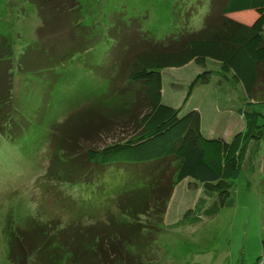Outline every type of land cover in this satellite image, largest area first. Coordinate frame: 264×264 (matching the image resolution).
I'll return each mask as SVG.
<instances>
[{
	"label": "rangeland",
	"instance_id": "374dc122",
	"mask_svg": "<svg viewBox=\"0 0 264 264\" xmlns=\"http://www.w3.org/2000/svg\"><path fill=\"white\" fill-rule=\"evenodd\" d=\"M75 1L62 10L47 7L43 17L30 0H0V87L8 89L13 110L0 127V264H16L10 237L23 235L30 219L49 223L63 249L70 243L64 238L80 235L85 242L72 251L79 264L90 263L95 255L87 249L95 242L106 252L95 264H264V139L250 143L225 201L191 179L175 184L169 162L163 172L170 185L150 198L154 209L140 219L143 227L139 220L137 227L124 226V210L107 199L136 181L141 186L137 175L122 180L115 165L85 183L74 185L71 177L78 171L74 161L88 170L86 151L128 138L147 111L145 95L124 81L134 57L153 41L200 31L223 0ZM208 70L211 79L185 103L192 82ZM162 76V102L183 107L184 115L199 110L206 137L232 140L247 130L245 113L264 114V86L249 97L218 61H191Z\"/></svg>",
	"mask_w": 264,
	"mask_h": 264
},
{
	"label": "trees",
	"instance_id": "16d2710c",
	"mask_svg": "<svg viewBox=\"0 0 264 264\" xmlns=\"http://www.w3.org/2000/svg\"><path fill=\"white\" fill-rule=\"evenodd\" d=\"M30 1L39 8L43 17L47 7L55 6L62 10L68 2L72 3V0ZM55 2L58 6L54 5ZM73 2L75 7L78 3L75 0ZM41 27L46 28L43 24ZM151 44L149 51L134 57L124 79L127 89L145 95L148 101L147 111L142 114L128 138L100 150H87L84 166L90 165L88 170L74 161L78 171L71 176L74 185L85 183L88 182L86 176H102L106 172L110 174L115 165L121 168L118 172L122 180H126V176L137 175L136 179L143 182L141 186L136 187V181L132 189L118 193L117 196L116 192L113 195L110 193L107 197L124 210L122 216L129 221L124 223L126 227H137V224L143 227L144 222L140 219L153 212L150 198L157 191L161 195L170 185L169 180L165 179L167 172H163L169 162L175 163L177 170L175 184L191 179L205 185L207 189L217 191L225 201L233 183L242 173L250 143L264 139V114L260 112L245 113L247 130L239 132L232 140H227L224 137L205 136L199 110L194 109L184 115L183 107L176 108L162 102V72L165 69L183 67L191 61L205 64L210 59L218 61L225 72L231 73L234 79L240 81L249 97L252 98L259 92L264 86V0H223L219 10L212 7L205 27L200 31L184 32L179 39L161 43L153 41ZM212 75L213 71L208 70L195 78L185 103L191 98L193 90L209 81ZM6 89L0 87V100L5 102H0V112L7 108L0 115V127L13 113L9 104L10 97L5 95ZM99 175L98 183H103ZM160 176L162 179H158ZM114 195L116 198H112ZM157 203H161V199ZM135 220L139 222L135 224ZM119 221L122 223L124 220ZM145 225L146 229H150L151 224ZM51 228L49 223L30 219L23 235L19 232L11 234L10 243L14 250L11 249V257L15 260L14 263L79 264L72 251L84 239L80 235L64 238L66 243H70H67L68 249H63L64 243L57 238L60 234H51ZM82 228L84 227L80 226L77 229L88 237L89 234ZM28 229L38 233L37 240ZM145 234L146 231L142 232V235ZM48 244L56 249L55 253L51 252ZM26 245H34L36 249L29 251ZM125 246V251L129 254L131 248L128 244ZM87 250L90 256L95 255L89 264H95L96 257L101 256L104 248L100 244L97 246L95 242L90 243Z\"/></svg>",
	"mask_w": 264,
	"mask_h": 264
},
{
	"label": "crops",
	"instance_id": "0c3cea01",
	"mask_svg": "<svg viewBox=\"0 0 264 264\" xmlns=\"http://www.w3.org/2000/svg\"><path fill=\"white\" fill-rule=\"evenodd\" d=\"M247 17H251V16H247ZM241 20H242V18H241Z\"/></svg>",
	"mask_w": 264,
	"mask_h": 264
}]
</instances>
